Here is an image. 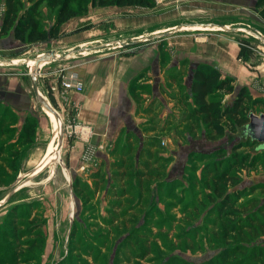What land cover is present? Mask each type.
Here are the masks:
<instances>
[{
  "label": "rangeland",
  "instance_id": "obj_1",
  "mask_svg": "<svg viewBox=\"0 0 264 264\" xmlns=\"http://www.w3.org/2000/svg\"><path fill=\"white\" fill-rule=\"evenodd\" d=\"M89 1L71 0L79 13L66 21L82 14ZM250 21L238 27L264 38V23ZM73 25L69 30L60 25L59 33L47 41L21 44L6 37L0 48V82L4 79L11 90L25 88L19 100L26 103L16 110L26 115L28 123L26 137L9 150L10 141L3 135L12 134L9 124L17 111L2 101L18 97L0 95V264H209L211 259L225 264L258 248L261 254L248 263L264 264V233L260 232L264 228L257 223L253 228H237L246 218L242 203L247 210L261 206L259 220L264 219V151L238 137L239 132L226 129L225 120L219 121L224 132L217 134L201 115L191 113L196 106L188 89L187 64L179 73L166 70L161 96L152 95L150 86L134 83L138 130L128 132L99 167L86 173L68 172L65 151L74 136L67 135V119L46 96L50 81L41 77L46 66L42 65L39 92L61 119L57 150L59 128L55 126L52 136L55 117L34 96L27 62L42 48L57 47L61 39L70 38L79 30ZM232 36L250 39L248 67L264 62L263 41L244 30ZM70 47L68 58L48 61V70L54 68L50 79H56L61 64L85 58L86 50ZM257 97L264 99V94ZM211 98L220 106L230 101L224 93ZM247 108L264 111V102H248ZM47 146L53 153L58 151L52 162L42 159ZM17 167L22 169L19 173ZM218 174L221 178L214 179ZM235 189L239 195L233 193ZM225 194L231 202L223 208L220 200ZM224 249L235 251L224 255Z\"/></svg>",
  "mask_w": 264,
  "mask_h": 264
},
{
  "label": "crops",
  "instance_id": "obj_2",
  "mask_svg": "<svg viewBox=\"0 0 264 264\" xmlns=\"http://www.w3.org/2000/svg\"><path fill=\"white\" fill-rule=\"evenodd\" d=\"M256 4L257 0H153L150 6L88 5L82 14L62 23V29L74 24L73 28L78 26L79 30L69 34L70 38L58 41L57 47L51 44L42 49H54L62 56L60 59L69 57L71 45L87 51L83 54L85 58L78 59L76 63L58 66L59 69L74 70L80 79L81 89L52 92L65 119L69 117L80 124L78 133L72 137L65 151L68 172L86 173L99 167L101 162L110 158L128 132L138 130L139 113L134 111L130 88L134 83H142L150 86L152 95L161 96L159 87L164 83L166 70L179 72L187 64L186 74L189 76L196 64H209L215 66L221 76L233 77L237 87L246 86L252 96L263 95L264 62L248 67L236 56L238 43L232 36L233 32L239 31L234 28L245 25L244 21L260 20V5ZM191 25L199 26L189 27ZM144 36L148 37L147 40L130 43ZM6 37L15 41L10 33L0 36V48L4 46ZM120 42L124 44L120 45ZM118 46L121 48H116ZM105 48L115 50L102 52ZM100 50L99 54L85 56ZM45 65L40 75L46 77L48 83V77L50 82L55 80L50 79L49 72L54 68L48 70V62ZM0 83L1 96L15 93L18 97L13 101L3 100L4 106L11 103L16 112L19 105H25L26 102L19 100L26 93L24 87L21 90L17 86L11 90L4 79ZM25 118L26 115L17 111L15 121L9 124L13 128L12 134L3 135L4 139L8 136L9 150L22 140L19 132ZM55 126L56 121L52 136ZM86 141L95 150L89 162L81 168L80 156ZM19 149L18 154L21 155V147ZM51 153L47 146L42 159L50 161L48 155ZM54 154L58 158V153ZM17 170L19 173L22 169L17 167Z\"/></svg>",
  "mask_w": 264,
  "mask_h": 264
},
{
  "label": "trees",
  "instance_id": "obj_3",
  "mask_svg": "<svg viewBox=\"0 0 264 264\" xmlns=\"http://www.w3.org/2000/svg\"><path fill=\"white\" fill-rule=\"evenodd\" d=\"M70 2L71 0H0V36L10 33L12 37L21 44L46 41L49 38H53L59 33L60 25L64 21L79 13V10L73 7ZM89 4L92 6L108 4H135L150 6L152 4V0H90ZM256 5H260L258 15L260 20L264 23V0H257ZM48 15L51 16L49 18L51 21L50 23H48ZM236 41L238 43L236 56L246 63L247 59L252 56L251 47L253 45L251 44L249 38L238 37L236 38ZM190 79L191 80L189 82L188 89L196 106V108H193L191 113H197L201 115L202 119L205 122H208L211 125L213 131L217 134L224 132L223 126L221 122H219L222 120H225L226 122V129L228 128L230 131L232 130L239 132L240 127L247 120V111L251 109L247 108L248 102L251 104L264 102V99H261L260 97H252L249 91L246 90V86L236 87V85L233 83V77L221 76L218 69L215 66L209 64H196L191 69ZM45 91L50 103L54 107H57L51 91L46 86ZM216 93L228 94L230 96V101L220 106L218 102L208 100L209 98L212 99L211 97H213ZM27 127L28 123L26 120H24L19 132L20 138L26 137ZM242 139L254 143L255 147V142L250 141L248 138ZM221 176L222 174H218L214 177V179H220ZM233 193L235 195H239L237 189L233 190ZM220 201V205H224L222 206L223 208L229 202H231L227 194L222 196ZM250 202L251 201H249V203ZM246 205V203L241 204V210H246V218L241 224L237 225V228H241L245 225H247L249 228H253V223H257V226L263 229L264 219L259 220L262 207L257 206L255 210H247L248 208H246ZM260 232L264 233V230H261ZM31 242L32 241L29 240L28 243ZM229 249H231V247H229ZM224 250V255L228 252L235 251L231 250L227 252ZM260 254V248L253 249L250 251L251 256H241L224 263L249 264L248 259H255ZM217 263H219L217 260L213 261L212 259L211 262H209V264ZM221 263L222 260H220V264Z\"/></svg>",
  "mask_w": 264,
  "mask_h": 264
},
{
  "label": "water",
  "instance_id": "obj_4",
  "mask_svg": "<svg viewBox=\"0 0 264 264\" xmlns=\"http://www.w3.org/2000/svg\"><path fill=\"white\" fill-rule=\"evenodd\" d=\"M236 30H244L248 32L251 35L256 36L259 40L264 42V38L260 35H258L255 31L245 28V27H235ZM148 37H140L137 40H132L130 43L133 44L135 42L147 40ZM124 43L120 42V45H123ZM126 44V43H125ZM62 56L55 53L54 49L49 48L41 52V54L37 55L35 57L34 61V68L31 71L30 75V82H31V89L33 91L34 96L38 100V102L41 104V106H44L46 109H48L50 112L54 114V116L60 120V116L58 115V112L50 105V103L38 96L37 91V76L39 74V68L36 67L38 61L40 60H55L59 59ZM246 121L239 129V137L242 138H248L250 141L255 142V149L256 150H264V111H257L254 112L252 109H249L246 113ZM62 138V129H61V122L59 123V129L57 134V145L60 148V141Z\"/></svg>",
  "mask_w": 264,
  "mask_h": 264
},
{
  "label": "built area",
  "instance_id": "obj_5",
  "mask_svg": "<svg viewBox=\"0 0 264 264\" xmlns=\"http://www.w3.org/2000/svg\"><path fill=\"white\" fill-rule=\"evenodd\" d=\"M49 90L52 92H67L70 90L79 91L81 89V82L74 70L69 68L59 69L57 70V77L55 80L49 82L48 84ZM67 128L66 133L68 136H76L79 131L80 124L76 120L69 118L67 119ZM94 148L92 144L88 141L84 143L83 151L80 156V160L82 161L81 168L89 162V160L93 156Z\"/></svg>",
  "mask_w": 264,
  "mask_h": 264
},
{
  "label": "bare ground",
  "instance_id": "obj_6",
  "mask_svg": "<svg viewBox=\"0 0 264 264\" xmlns=\"http://www.w3.org/2000/svg\"><path fill=\"white\" fill-rule=\"evenodd\" d=\"M192 26H199V25H191V26H189V27H192ZM34 61H35V59L34 60H31V61H29V62H27L28 64H29V68H30V70H32L33 68H34ZM49 60L48 59H44V60H40V61H38V63H37V65H36V67L37 68H40V66H42V65H45L47 62H48ZM32 76H33V74H32ZM37 93H38V96H40L41 98H43V96L41 95V93L39 92V89L37 88ZM44 99V98H43ZM42 108H44V109H46L44 106H42ZM53 117H55L54 116V114L52 113V112H50L48 109H46ZM61 120V119H60ZM60 120L59 119H57L56 117H55V121L57 122V126H58V128H59V123H60ZM57 150L59 151V147H58V145H57ZM58 151L57 152H54V153H58ZM53 153H51V154H49L48 155V157H49V159L50 160H53V158H54V155H52Z\"/></svg>",
  "mask_w": 264,
  "mask_h": 264
}]
</instances>
